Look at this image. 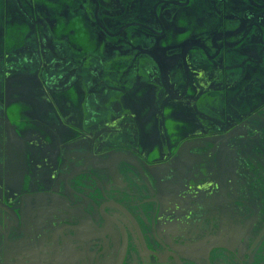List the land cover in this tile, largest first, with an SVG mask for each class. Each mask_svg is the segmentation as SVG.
<instances>
[{
	"label": "flooded vegetation",
	"instance_id": "1",
	"mask_svg": "<svg viewBox=\"0 0 264 264\" xmlns=\"http://www.w3.org/2000/svg\"><path fill=\"white\" fill-rule=\"evenodd\" d=\"M0 264H264V0H0Z\"/></svg>",
	"mask_w": 264,
	"mask_h": 264
}]
</instances>
